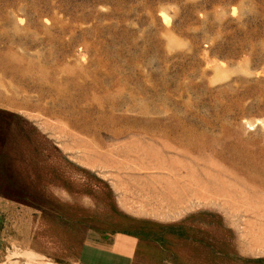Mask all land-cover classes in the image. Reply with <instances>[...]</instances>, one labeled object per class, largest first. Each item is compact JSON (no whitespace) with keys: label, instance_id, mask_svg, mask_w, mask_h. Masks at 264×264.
I'll return each mask as SVG.
<instances>
[{"label":"rangeland","instance_id":"rangeland-1","mask_svg":"<svg viewBox=\"0 0 264 264\" xmlns=\"http://www.w3.org/2000/svg\"><path fill=\"white\" fill-rule=\"evenodd\" d=\"M264 264V0H0V264Z\"/></svg>","mask_w":264,"mask_h":264},{"label":"crops","instance_id":"crops-1","mask_svg":"<svg viewBox=\"0 0 264 264\" xmlns=\"http://www.w3.org/2000/svg\"><path fill=\"white\" fill-rule=\"evenodd\" d=\"M139 240L128 233L95 235L84 242L76 257L78 264H132Z\"/></svg>","mask_w":264,"mask_h":264}]
</instances>
